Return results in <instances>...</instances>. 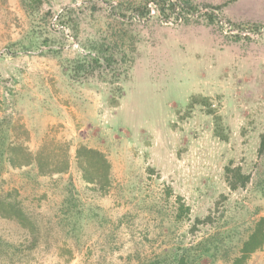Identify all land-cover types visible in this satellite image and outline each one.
Wrapping results in <instances>:
<instances>
[{"label":"rangeland","instance_id":"rangeland-1","mask_svg":"<svg viewBox=\"0 0 264 264\" xmlns=\"http://www.w3.org/2000/svg\"><path fill=\"white\" fill-rule=\"evenodd\" d=\"M89 1L57 0L54 9L77 8L81 40L124 33L121 45L133 66L127 80L119 82L124 95L116 108L104 93L109 85L93 89L74 82L56 57L6 54L8 44L28 29L29 20L21 0H0V102L6 99L7 112L28 128L26 145L33 152L45 140L70 145L71 167L65 174L40 176L33 167H7L2 176L5 190L17 189L25 207L46 223L35 264L160 261L166 249L193 245L216 232L235 229L246 236L264 218V172L256 165L262 163L257 150L264 130V0H193L199 13L177 21L160 18L158 0H107L154 6L148 18L122 22L107 16L108 2L92 0L96 9L91 12ZM208 5H222L216 10V25L200 16ZM237 25H259L261 30H246L249 36L236 40ZM57 28L66 33L61 38L65 57L82 51L72 31ZM195 94L211 99L227 140L215 133L214 118L202 105L185 115ZM3 114L0 110V117ZM81 144L109 158L112 186L107 192L96 191L83 179L76 164ZM230 162L253 173L247 188L229 191L224 170ZM69 183L85 213L75 236L71 227L67 235L60 222ZM221 193L229 199L215 210ZM178 197L191 207L190 217L182 222L175 217ZM210 208L220 220L196 235L190 233L195 218ZM0 235L14 242L31 239L17 222L1 216ZM215 264L226 262L219 259ZM247 264H264V246Z\"/></svg>","mask_w":264,"mask_h":264},{"label":"trees","instance_id":"trees-1","mask_svg":"<svg viewBox=\"0 0 264 264\" xmlns=\"http://www.w3.org/2000/svg\"><path fill=\"white\" fill-rule=\"evenodd\" d=\"M54 1L57 0H21L29 20V27L20 39L8 44L6 54L17 57L23 52H34L41 56L56 57L63 72L74 82L93 89H100L102 84L109 85L104 92L108 104L114 108L119 107L124 95V87L119 85V82L127 80L133 66L129 53L121 45V42L126 41L124 33L118 37L114 36V32L99 33L97 36L89 35L81 40V21L76 15L77 8L69 5L61 12H57L54 9ZM106 2L110 5L106 12L107 16L121 22L132 18L146 19L150 16L151 10L147 2L139 5L127 2L123 6V4L114 5L107 0L102 1V3ZM158 2L160 18L166 21L171 19L177 21L198 14L200 11L193 0H158ZM88 3L89 10L93 12L96 9V2L90 0ZM207 8L209 10L200 16L204 17L209 25H216L219 18L216 10L221 9L222 5H208ZM60 25L72 31L73 39L82 47V51L78 50L73 57H65L63 54L65 45L61 38L64 34L66 36V33L57 28ZM237 28L240 30L234 36L236 40L248 35L244 34L246 30L254 34L261 30L259 25H237ZM131 45L135 50L133 42ZM197 104L205 107L206 112L213 116L215 133L227 140L223 119L216 113L209 97L201 94L193 95L185 115L189 116ZM6 106H8L6 99L0 102V110L4 111L3 116L0 117V216L17 222L29 232L31 239H27V242H14L0 235V264H35L34 253L44 238L43 229L46 223L41 215L30 212L25 207L17 189L5 190L2 176L7 167H33L40 176L65 174L71 167L70 145L45 140L42 146L33 152L26 145L30 136L28 128L20 117H16L13 112L8 113ZM257 154L262 160V163L256 164L257 170L259 172L261 169L264 172V130L260 133ZM76 164L83 179L88 184H92L96 191L105 193L112 186V164L103 151L81 144L76 149ZM252 179L253 173L245 170L241 164L234 165L230 162L225 166L224 180L230 192L247 188ZM72 188L73 184L69 183L67 195L62 203L63 215L60 222L66 225L67 235L71 234L68 231L71 227L70 230L75 236L82 226L85 213L78 208V199ZM228 199V194L221 193L214 209L220 210ZM177 202L175 217L177 221L182 222L190 217L191 207L182 197H178ZM214 209L210 208L204 216H197L189 232L196 235L203 229L216 225V221L220 219L213 214ZM221 214L223 217L224 212L222 211ZM239 235L237 231L235 233V229L216 232L203 237L193 245L181 249H166L160 261L148 260L137 264H204L202 261L206 258L209 260L208 264H215L219 259L225 260L226 264H247L252 254L264 246V218L252 225L246 236Z\"/></svg>","mask_w":264,"mask_h":264},{"label":"built area","instance_id":"built-area-1","mask_svg":"<svg viewBox=\"0 0 264 264\" xmlns=\"http://www.w3.org/2000/svg\"><path fill=\"white\" fill-rule=\"evenodd\" d=\"M154 6H152V7H150L151 8V11H153L154 12V8H153Z\"/></svg>","mask_w":264,"mask_h":264}]
</instances>
